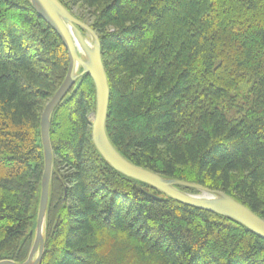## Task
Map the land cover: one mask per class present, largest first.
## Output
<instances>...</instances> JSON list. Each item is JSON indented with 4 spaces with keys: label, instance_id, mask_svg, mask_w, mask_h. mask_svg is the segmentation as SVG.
Listing matches in <instances>:
<instances>
[{
    "label": "trees",
    "instance_id": "16d2710c",
    "mask_svg": "<svg viewBox=\"0 0 264 264\" xmlns=\"http://www.w3.org/2000/svg\"><path fill=\"white\" fill-rule=\"evenodd\" d=\"M59 1L100 39L116 150L264 219V0ZM68 69L63 41L32 2L0 0V262L25 264L34 245L42 114ZM96 107L85 74L51 115L38 264H264V240L243 224L107 163L92 136Z\"/></svg>",
    "mask_w": 264,
    "mask_h": 264
},
{
    "label": "water",
    "instance_id": "95a60500",
    "mask_svg": "<svg viewBox=\"0 0 264 264\" xmlns=\"http://www.w3.org/2000/svg\"><path fill=\"white\" fill-rule=\"evenodd\" d=\"M30 1L39 15L55 30L63 41L68 51L69 69L63 84L46 105L42 114L41 133L45 151L42 197L35 242L25 264H38L44 251V228L54 156L50 139V118L55 108L74 88L77 80L85 74L93 79L96 88L97 107L92 130L93 141L107 163L125 176L148 184L181 203L233 219L264 240V219L233 197L196 183L164 178L160 174L134 165L116 150L106 130L110 86L102 60V48L98 35L92 28L73 15L59 0ZM80 70L81 72L78 73ZM179 187L196 190L201 195L185 193ZM0 264L14 263L5 261L0 262Z\"/></svg>",
    "mask_w": 264,
    "mask_h": 264
},
{
    "label": "rangeland",
    "instance_id": "374dc122",
    "mask_svg": "<svg viewBox=\"0 0 264 264\" xmlns=\"http://www.w3.org/2000/svg\"><path fill=\"white\" fill-rule=\"evenodd\" d=\"M90 41H92L91 39H90ZM79 72H81V70L80 71H78V73ZM188 194H196V195H199L200 193H188ZM201 195V194H200Z\"/></svg>",
    "mask_w": 264,
    "mask_h": 264
}]
</instances>
